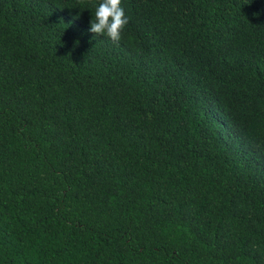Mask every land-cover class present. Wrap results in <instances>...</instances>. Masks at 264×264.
Instances as JSON below:
<instances>
[{
    "label": "trees",
    "instance_id": "trees-1",
    "mask_svg": "<svg viewBox=\"0 0 264 264\" xmlns=\"http://www.w3.org/2000/svg\"><path fill=\"white\" fill-rule=\"evenodd\" d=\"M0 0V264H264V0Z\"/></svg>",
    "mask_w": 264,
    "mask_h": 264
},
{
    "label": "clouds",
    "instance_id": "clouds-1",
    "mask_svg": "<svg viewBox=\"0 0 264 264\" xmlns=\"http://www.w3.org/2000/svg\"><path fill=\"white\" fill-rule=\"evenodd\" d=\"M128 23L122 0H101L95 7L89 30L97 36H106L112 42L119 43Z\"/></svg>",
    "mask_w": 264,
    "mask_h": 264
}]
</instances>
